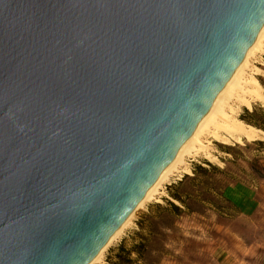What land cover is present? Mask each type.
Returning <instances> with one entry per match:
<instances>
[{
    "label": "water",
    "instance_id": "95a60500",
    "mask_svg": "<svg viewBox=\"0 0 264 264\" xmlns=\"http://www.w3.org/2000/svg\"><path fill=\"white\" fill-rule=\"evenodd\" d=\"M263 26L264 0H0V264H90Z\"/></svg>",
    "mask_w": 264,
    "mask_h": 264
},
{
    "label": "rangeland",
    "instance_id": "374dc122",
    "mask_svg": "<svg viewBox=\"0 0 264 264\" xmlns=\"http://www.w3.org/2000/svg\"><path fill=\"white\" fill-rule=\"evenodd\" d=\"M251 76L264 87V54L250 59L245 77ZM228 110L238 119L264 126V92L258 102L246 107L231 102ZM222 136L221 140L209 134L203 138L212 158L206 159L204 154L185 157L186 165L169 177L161 194L136 213L133 223L98 264L115 261L122 246L131 250L142 243L148 237L149 214L158 227L150 241L152 252L139 258L140 264L145 260L154 264H264V190L260 189L264 188V135L257 140ZM198 167L207 172L197 175V181L186 180L182 190L191 195L188 202L199 213L184 210L177 217L156 211L157 204L173 202L170 188L185 176L195 177ZM185 168L190 175L183 172ZM132 258L138 255L134 253Z\"/></svg>",
    "mask_w": 264,
    "mask_h": 264
},
{
    "label": "bare ground",
    "instance_id": "6f19581e",
    "mask_svg": "<svg viewBox=\"0 0 264 264\" xmlns=\"http://www.w3.org/2000/svg\"><path fill=\"white\" fill-rule=\"evenodd\" d=\"M259 53L264 54V26L260 31L256 42L249 49L244 61L228 82L224 90L219 94L210 112L200 122L192 137L181 147L174 161L160 175L157 182L147 192L136 210L90 264H98L102 261L105 253L111 245L118 240L131 223H133L132 221L134 220L136 213L142 210L156 195L161 194L160 190L169 180V177L181 166L183 167L186 165L185 157L191 156L197 158L204 154L206 159L212 158L211 154L207 152L210 147L203 140L207 134L216 140H221L222 138L224 139L222 133L231 139L244 137L251 140H257L262 134L264 135L263 131L247 125L228 110V106L231 102L246 107L261 100V93H263L264 90L260 83L254 76L249 78L245 77V70L249 65L250 59ZM232 110L234 109L231 108V111ZM183 172L185 174H189L190 171L188 168H185Z\"/></svg>",
    "mask_w": 264,
    "mask_h": 264
},
{
    "label": "trees",
    "instance_id": "16d2710c",
    "mask_svg": "<svg viewBox=\"0 0 264 264\" xmlns=\"http://www.w3.org/2000/svg\"><path fill=\"white\" fill-rule=\"evenodd\" d=\"M257 80L261 85L260 80L258 78ZM242 121L244 123L247 122L248 123V124L246 123L247 125H250L264 132V126L255 124L254 122L249 121V120H246V122L244 120ZM195 172H196L195 177L191 178L189 176H185L184 179L181 180L179 183H177L176 186H172L170 188L169 193H170V197L172 198L173 202L170 200H166L167 205L163 206L161 204H157L155 206V210L158 211L159 213H164L168 215H176L177 217L181 216L184 210L190 211L192 213H195V212L199 213V210L196 208H193L188 202L187 198L190 197L191 195L187 194V192L182 190V187L184 186V183L186 180L197 181V175L206 173L207 170L203 167H198L196 168ZM174 202H178L180 205H177ZM147 220H148V237L144 239L142 243H139L136 246H134L131 250H126L124 246L120 247L118 250V253L116 254V258H115L116 260L113 261L111 259L108 262V264H140L138 259L141 257H145L146 255H149L152 252L150 241H151V237L157 231L158 226L155 222H153L151 214L147 216ZM141 227H142L141 229L144 230L143 226ZM134 253L138 255L137 259L132 258ZM145 264H154V263L148 262L147 260H145Z\"/></svg>",
    "mask_w": 264,
    "mask_h": 264
},
{
    "label": "crops",
    "instance_id": "0c3cea01",
    "mask_svg": "<svg viewBox=\"0 0 264 264\" xmlns=\"http://www.w3.org/2000/svg\"><path fill=\"white\" fill-rule=\"evenodd\" d=\"M262 85V84H261ZM263 86V85H262ZM263 89H264V87H263ZM190 175V174H189ZM260 189H262V190H264V188H260Z\"/></svg>",
    "mask_w": 264,
    "mask_h": 264
}]
</instances>
